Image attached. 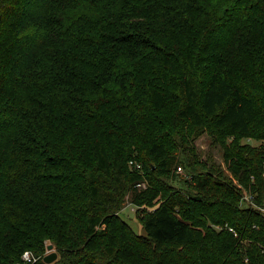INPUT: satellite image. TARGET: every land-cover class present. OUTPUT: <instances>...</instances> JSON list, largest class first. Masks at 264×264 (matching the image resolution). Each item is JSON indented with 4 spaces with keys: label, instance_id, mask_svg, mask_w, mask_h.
Listing matches in <instances>:
<instances>
[{
    "label": "trees",
    "instance_id": "1",
    "mask_svg": "<svg viewBox=\"0 0 264 264\" xmlns=\"http://www.w3.org/2000/svg\"><path fill=\"white\" fill-rule=\"evenodd\" d=\"M248 139L264 0H0V264H264V212L240 203L264 205Z\"/></svg>",
    "mask_w": 264,
    "mask_h": 264
},
{
    "label": "rangeland",
    "instance_id": "2",
    "mask_svg": "<svg viewBox=\"0 0 264 264\" xmlns=\"http://www.w3.org/2000/svg\"><path fill=\"white\" fill-rule=\"evenodd\" d=\"M246 142L250 143L253 146H263L264 147V142L262 140H253V139H248ZM197 150L199 152V155L201 158L204 160H208V163L210 164L213 162L215 165L220 166L222 169L224 168L223 164V157H222V149L221 147L210 140V137H208L206 134L201 135L195 140ZM185 172L182 169L181 172H179V177H184ZM245 205V204H243ZM137 207L133 205L130 200H129V194H126L124 197V200L121 204L120 210H119V215L121 218L126 221L131 228L137 233V234H144V230L141 226V223L139 221V217L137 215ZM48 243L46 242L43 257L46 254H49L52 251H56L55 247L52 249H47ZM32 252V251H31ZM34 254V253H33ZM35 255V254H34ZM37 256V255H36ZM58 256V253H57ZM40 256H38L39 258ZM16 264H23L22 259L20 258V261L17 262Z\"/></svg>",
    "mask_w": 264,
    "mask_h": 264
},
{
    "label": "built area",
    "instance_id": "3",
    "mask_svg": "<svg viewBox=\"0 0 264 264\" xmlns=\"http://www.w3.org/2000/svg\"><path fill=\"white\" fill-rule=\"evenodd\" d=\"M264 142V140H263ZM136 168H140L139 164H135ZM178 171L181 172V167H177ZM240 203L243 205H252L254 207H257L259 210L264 212V205L259 206L254 202L253 195L248 193L246 190L242 189V195L240 199ZM228 229L233 232L234 235H236V232L232 227H228ZM21 259L23 264H33L37 259L38 256L34 255L33 252L30 250H24L21 254Z\"/></svg>",
    "mask_w": 264,
    "mask_h": 264
},
{
    "label": "water",
    "instance_id": "4",
    "mask_svg": "<svg viewBox=\"0 0 264 264\" xmlns=\"http://www.w3.org/2000/svg\"><path fill=\"white\" fill-rule=\"evenodd\" d=\"M53 248V245L52 244H48L47 245V249H52ZM56 258H57V253H56V251H52V252H50L49 254H46L44 257H43V261L45 262V263H51V262H53L54 260H56Z\"/></svg>",
    "mask_w": 264,
    "mask_h": 264
}]
</instances>
